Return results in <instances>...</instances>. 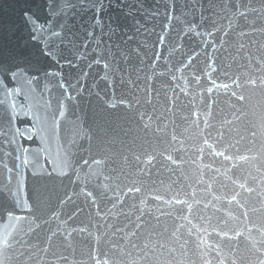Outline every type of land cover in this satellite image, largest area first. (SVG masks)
Segmentation results:
<instances>
[{"label":"water","instance_id":"1","mask_svg":"<svg viewBox=\"0 0 264 264\" xmlns=\"http://www.w3.org/2000/svg\"><path fill=\"white\" fill-rule=\"evenodd\" d=\"M94 3L46 117L0 105V264H264V0Z\"/></svg>","mask_w":264,"mask_h":264},{"label":"snow or ice","instance_id":"2","mask_svg":"<svg viewBox=\"0 0 264 264\" xmlns=\"http://www.w3.org/2000/svg\"><path fill=\"white\" fill-rule=\"evenodd\" d=\"M41 7V0H0V88L6 89L0 95V105L6 104L10 109L12 118L27 117L34 122H39L46 116H42L40 109L47 111L51 108L49 100L42 99L37 91L39 78L47 80L49 76H60L58 72L45 71V58L72 57L80 59L84 53L81 51L79 40L86 32L88 37L84 40L85 47L92 40L93 32L85 28L101 26L99 18L94 23L83 20V15L88 9L95 7L97 17L102 5L95 4L94 0H78L74 4L71 0H48L46 11L50 19L41 21L37 15ZM78 9V11H73ZM27 37V38H26ZM39 44L40 48L34 47ZM95 44L99 46L97 38ZM96 51V48L93 49ZM42 53V55L38 54ZM70 67V60H66ZM96 63H100L99 60ZM26 66V67H25ZM34 71L38 75H29ZM13 81L14 87H7L4 76ZM26 85V86H25ZM61 88L66 85L61 82ZM44 91H49V85L44 84ZM26 103H21L20 97ZM68 99L73 97L68 94ZM66 105L60 103L62 115Z\"/></svg>","mask_w":264,"mask_h":264}]
</instances>
